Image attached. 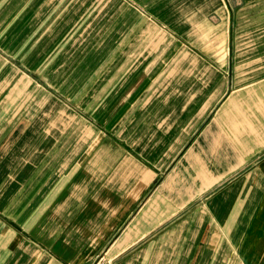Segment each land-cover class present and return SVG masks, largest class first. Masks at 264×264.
I'll list each match as a JSON object with an SVG mask.
<instances>
[{
  "label": "crops",
  "instance_id": "0c3cea01",
  "mask_svg": "<svg viewBox=\"0 0 264 264\" xmlns=\"http://www.w3.org/2000/svg\"><path fill=\"white\" fill-rule=\"evenodd\" d=\"M264 264V0H0V264Z\"/></svg>",
  "mask_w": 264,
  "mask_h": 264
},
{
  "label": "rangeland",
  "instance_id": "374dc122",
  "mask_svg": "<svg viewBox=\"0 0 264 264\" xmlns=\"http://www.w3.org/2000/svg\"><path fill=\"white\" fill-rule=\"evenodd\" d=\"M103 264H113V262H111V260L106 262L104 261Z\"/></svg>",
  "mask_w": 264,
  "mask_h": 264
}]
</instances>
